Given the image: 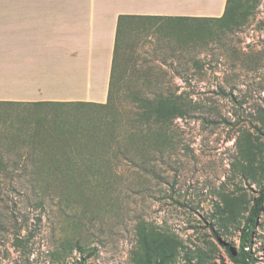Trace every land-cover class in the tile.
<instances>
[{
  "label": "rangeland",
  "instance_id": "rangeland-1",
  "mask_svg": "<svg viewBox=\"0 0 264 264\" xmlns=\"http://www.w3.org/2000/svg\"><path fill=\"white\" fill-rule=\"evenodd\" d=\"M0 3L12 11L14 0ZM234 16V25L134 19L122 35L112 96L120 126L133 94L183 92L194 106L175 120L173 145L147 170L124 159L105 163V178L86 181L87 162L67 161L110 152L87 132L113 113L0 103V217L9 219L0 223V264H236L216 235L239 248L264 185V0H235ZM46 88L70 92L56 82ZM246 144L250 164L240 156ZM140 224L152 248L147 262L136 256ZM251 252L264 264V207Z\"/></svg>",
  "mask_w": 264,
  "mask_h": 264
},
{
  "label": "crops",
  "instance_id": "crops-1",
  "mask_svg": "<svg viewBox=\"0 0 264 264\" xmlns=\"http://www.w3.org/2000/svg\"><path fill=\"white\" fill-rule=\"evenodd\" d=\"M226 2L49 0L42 5L14 0L9 13L0 3V102L106 103L120 14L221 16ZM7 35L12 38L8 46ZM50 82L70 92L50 93Z\"/></svg>",
  "mask_w": 264,
  "mask_h": 264
},
{
  "label": "trees",
  "instance_id": "trees-1",
  "mask_svg": "<svg viewBox=\"0 0 264 264\" xmlns=\"http://www.w3.org/2000/svg\"><path fill=\"white\" fill-rule=\"evenodd\" d=\"M235 0H227L224 12L221 16H206V17H189V16H157V15H132L120 14L118 16L115 50L113 58V68L111 72V80L109 87V95L106 103L86 102V101H38L34 104L41 103H56L59 105H83L91 110L100 108L105 113H110L113 117L106 122L102 119L95 122L87 135H90L95 144L101 146L106 145L109 153H103L94 149L88 155H82L79 158H68V162H87L88 172L80 175L86 181L92 179L105 178L107 175L105 163L117 162L120 163L124 159H130L136 166L142 170H147L153 156L161 151L170 148L173 145V125L178 118L186 117L194 109L192 100L184 96L183 92L159 93L154 96L133 94V108L131 109L126 119L125 125L118 124V110L112 105V96L114 87H116V75L118 66V51L122 35L129 29L130 21L134 19H171L179 22L186 20H203V21H220L225 25L235 24L234 16ZM183 29L184 26H180ZM2 103V102H0ZM8 103V102H3ZM10 103H15L10 101ZM264 125V118H263ZM105 122V123H104ZM123 140H129L133 146L127 147ZM102 146V147H103ZM112 153V156L109 154ZM259 168L264 170V154L262 149L259 152ZM240 156L246 160V164L251 163L250 144H246L240 150ZM95 162L96 165H93ZM63 175H69L73 178L75 173L70 174L69 171L60 169ZM74 170V169H72ZM88 174V176H87ZM109 177L111 175H108ZM77 179V178H74ZM264 207V185L260 190L259 196L254 200L245 220L240 234L239 248L235 249L233 245L226 240H222L218 235L216 238L221 246L226 251L231 261L236 264H254V256L251 252V244L253 237V229L258 222V218ZM8 218L0 217V223H4ZM22 238L15 236V243L22 245ZM138 247L136 252L137 261H149L152 255L150 246L147 242V234L145 227L140 224L138 226ZM164 259V256H162Z\"/></svg>",
  "mask_w": 264,
  "mask_h": 264
}]
</instances>
